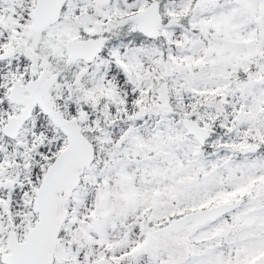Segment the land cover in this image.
Listing matches in <instances>:
<instances>
[{"label":"snow or ice","instance_id":"1","mask_svg":"<svg viewBox=\"0 0 264 264\" xmlns=\"http://www.w3.org/2000/svg\"><path fill=\"white\" fill-rule=\"evenodd\" d=\"M0 264H264V0H0Z\"/></svg>","mask_w":264,"mask_h":264}]
</instances>
